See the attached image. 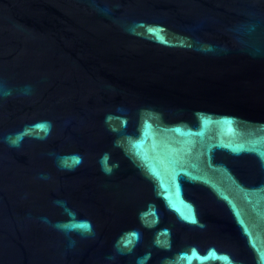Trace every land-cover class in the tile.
Wrapping results in <instances>:
<instances>
[{"label": "water", "instance_id": "1", "mask_svg": "<svg viewBox=\"0 0 264 264\" xmlns=\"http://www.w3.org/2000/svg\"><path fill=\"white\" fill-rule=\"evenodd\" d=\"M0 264H264V0H0Z\"/></svg>", "mask_w": 264, "mask_h": 264}, {"label": "clouds", "instance_id": "2", "mask_svg": "<svg viewBox=\"0 0 264 264\" xmlns=\"http://www.w3.org/2000/svg\"><path fill=\"white\" fill-rule=\"evenodd\" d=\"M3 95L4 96H8V95H11V90H3ZM10 146L12 147H19V144L17 142H11L10 143Z\"/></svg>", "mask_w": 264, "mask_h": 264}]
</instances>
